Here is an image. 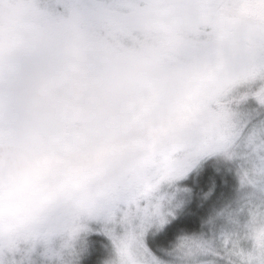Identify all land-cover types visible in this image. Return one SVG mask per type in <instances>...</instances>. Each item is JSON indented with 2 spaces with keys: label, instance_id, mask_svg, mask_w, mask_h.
<instances>
[{
  "label": "rangeland",
  "instance_id": "rangeland-1",
  "mask_svg": "<svg viewBox=\"0 0 264 264\" xmlns=\"http://www.w3.org/2000/svg\"><path fill=\"white\" fill-rule=\"evenodd\" d=\"M83 3L0 0L6 78L32 77L39 71L33 60L49 55L56 60L50 76L60 79L67 74L56 62L83 60L88 74L102 79L94 81L101 94L92 100L106 105L94 113L38 101L33 108L20 89L12 94L16 102L0 124V149L14 161L20 154L55 158L45 171L57 167L46 183L56 187L45 188L47 198L27 212L0 204V251L46 240L55 264H73L75 244L99 224L110 239L103 264H156L143 236L171 208L161 177L222 145L243 110L241 101L264 93V0H116L121 6L103 9ZM130 11L138 23L125 31L120 21ZM89 88L92 81L84 88L87 99ZM132 101L155 111L117 110ZM38 135L46 137L43 143ZM116 139L101 163L77 166L65 156ZM68 162L64 177L61 166ZM20 165L2 169L0 179ZM200 243L198 237L181 238L180 255L194 264Z\"/></svg>",
  "mask_w": 264,
  "mask_h": 264
},
{
  "label": "snow or ice",
  "instance_id": "snow-or-ice-1",
  "mask_svg": "<svg viewBox=\"0 0 264 264\" xmlns=\"http://www.w3.org/2000/svg\"><path fill=\"white\" fill-rule=\"evenodd\" d=\"M80 6L121 5L116 0H84ZM137 23L132 11L120 21L125 31ZM15 102L11 81L0 64V124ZM241 103L243 110L222 145L195 154L174 173L161 177L171 208L143 236L156 264H190L179 252L184 237L202 241L194 264H264V93L248 95ZM93 227L95 231L86 232L75 244L73 264H103L110 239L101 225ZM0 264H55V260L48 242L41 240L0 251Z\"/></svg>",
  "mask_w": 264,
  "mask_h": 264
},
{
  "label": "trees",
  "instance_id": "trees-1",
  "mask_svg": "<svg viewBox=\"0 0 264 264\" xmlns=\"http://www.w3.org/2000/svg\"><path fill=\"white\" fill-rule=\"evenodd\" d=\"M42 38V37H41ZM22 39L25 40V37L22 36ZM45 39V38H43ZM25 44V43H24ZM27 45H29L26 42ZM37 49V48H36ZM49 55L46 57H40L37 60H33L36 65L39 66V71L37 73H35L32 77L29 75V77L27 76H23L21 74H26L25 73H19L17 75L11 76L9 78H7L9 81H11V93L15 94L16 89H20L19 90V96L22 97V99L24 101H26V104H30L31 107L35 108V105H33L32 103L34 101H38L43 103L46 107H55V108H68V109H77L80 111H83L85 113H94L96 110L101 109V106H106L104 103V99H97V100H92L93 98L97 97L98 95L101 94V92H98L94 86V78L91 77L92 74H88L85 78L83 79H73L72 77H70L69 75H67L66 77H64V75L61 76L60 79H54L53 77L50 76L51 72V63L49 62ZM81 63V60L76 61V63ZM41 68V69H40ZM48 74L50 76L49 79H47V75ZM43 75V76H42ZM44 76L46 78H44ZM76 81H80L81 85H74L76 83ZM92 81L93 83V88H89L88 93V99H87V95L85 93H87L85 91V86H88V84H90V82ZM88 89V88H86ZM99 98V97H98ZM20 100V99H19ZM91 100V101H89ZM86 101V102H85ZM72 102L77 103V104H72ZM104 102V103H103ZM156 104V103H155ZM76 106V107H74ZM157 108L161 109V110H167V108L161 107L160 104H156ZM137 107H142L143 109H148L150 112L155 111L153 106H148L143 102H139V101H132V102H127V103H122L120 104V106H118L117 110H126L127 108L130 109H134ZM32 108V109H33ZM116 140H112V141H101L100 144L99 142L96 145L95 150H88V151H75L77 152L78 155L82 156V159H77L79 160V162L75 161L76 159L73 158L72 154H68L65 156H68L69 159L72 160V163L77 166H86V165H94L96 164L98 161L101 163L103 162L105 159L108 158V154L111 155V151L113 150V145L115 144ZM108 143L109 145H107L106 150H102V148L100 150H98L97 148L101 145L103 146L104 144ZM126 142V141H125ZM114 143V144H113ZM99 144V145H98ZM14 145V144H13ZM15 146V145H14ZM4 147H8L11 148L13 150H16L15 147L12 146H4ZM121 148V146H120ZM23 150V148H21ZM3 150L0 149V159L1 157H3L0 160V172L2 171V169H6L7 167H13L20 163V164H24V163H39L43 166L44 169H49L48 167L45 168L46 164L49 163H55V158L53 157H42V156H23L24 154H20V155H16L17 156V161L13 158H11V156L13 154H9V155H4ZM74 152V153H75ZM117 153V151H115ZM82 154H86L85 156ZM14 156V155H13ZM63 158V157H62ZM7 163V164H5ZM68 165H66V167L61 166L62 169H64V171L66 170L65 168L69 169L71 166L69 165V162L67 163ZM57 169V167L54 169L53 172H55V170ZM67 171V170H66ZM48 172H51L50 170H48ZM48 173L47 175L52 174ZM62 172V171H59ZM59 172L56 173V175H58L59 177ZM64 173V172H63ZM54 178V176L52 177V179Z\"/></svg>",
  "mask_w": 264,
  "mask_h": 264
},
{
  "label": "clouds",
  "instance_id": "clouds-1",
  "mask_svg": "<svg viewBox=\"0 0 264 264\" xmlns=\"http://www.w3.org/2000/svg\"><path fill=\"white\" fill-rule=\"evenodd\" d=\"M63 71L73 79H83L88 69L79 63L66 66ZM37 139L43 143L46 137L38 135ZM47 174L39 163H24L10 175L0 179V204L13 210L27 212L38 205L45 195Z\"/></svg>",
  "mask_w": 264,
  "mask_h": 264
},
{
  "label": "flooded vegetation",
  "instance_id": "flooded-vegetation-1",
  "mask_svg": "<svg viewBox=\"0 0 264 264\" xmlns=\"http://www.w3.org/2000/svg\"><path fill=\"white\" fill-rule=\"evenodd\" d=\"M49 58V62L51 63V62H53L52 60H54V57H48ZM54 61H56V60H54ZM57 63V66L58 67H66V66H68V65H70V64H73V63H76V61H73L72 63H70V64H66L65 66H63V64L60 62V63H58V62H56ZM79 63V62H78ZM79 64H84V61L83 60H81V63H79ZM84 66V65H83ZM91 77H93L94 78V80H95V82L96 83H100V82H98L97 80H102L98 75H92ZM160 106L161 107H164V108H166L163 104H160ZM99 144H100V142H99ZM98 144V145H99ZM101 146V145H100ZM71 155V154H70ZM82 155H86V154H82ZM72 156H73V158L74 159H76L75 161H77V162H79V160H77V159H82V156L81 155H78L77 154V152H75V153H72ZM62 157H64V155H61L60 157H58L59 159L60 158H62ZM66 170H65V172L64 173H62L63 174V176L65 177V176H67L68 174H67V172L68 171H70L69 169H67V168H65ZM47 176H50V175H47ZM52 180V179H51ZM57 180H60V177H58V179ZM53 187H56V186H53V185H46V187L45 188H53ZM45 198H47V193L45 192V195H44V197H43V199H45Z\"/></svg>",
  "mask_w": 264,
  "mask_h": 264
}]
</instances>
